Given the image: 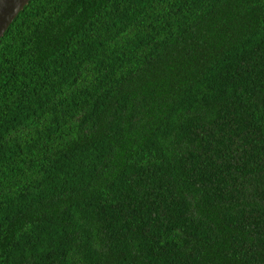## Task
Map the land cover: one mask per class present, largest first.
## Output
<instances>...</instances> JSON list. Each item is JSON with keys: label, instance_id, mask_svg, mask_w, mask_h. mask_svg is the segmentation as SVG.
Segmentation results:
<instances>
[{"label": "trees", "instance_id": "16d2710c", "mask_svg": "<svg viewBox=\"0 0 264 264\" xmlns=\"http://www.w3.org/2000/svg\"><path fill=\"white\" fill-rule=\"evenodd\" d=\"M0 264H264V0H28Z\"/></svg>", "mask_w": 264, "mask_h": 264}, {"label": "water", "instance_id": "95a60500", "mask_svg": "<svg viewBox=\"0 0 264 264\" xmlns=\"http://www.w3.org/2000/svg\"><path fill=\"white\" fill-rule=\"evenodd\" d=\"M28 0H0V36Z\"/></svg>", "mask_w": 264, "mask_h": 264}]
</instances>
